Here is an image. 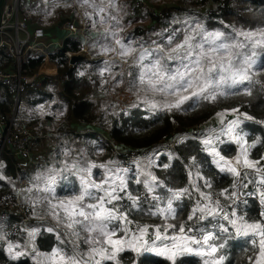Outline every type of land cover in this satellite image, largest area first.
I'll list each match as a JSON object with an SVG mask.
<instances>
[{"label":"snow or ice","instance_id":"obj_1","mask_svg":"<svg viewBox=\"0 0 264 264\" xmlns=\"http://www.w3.org/2000/svg\"><path fill=\"white\" fill-rule=\"evenodd\" d=\"M81 3L93 10L85 11L86 16L99 15L101 23L113 22L101 34L105 41L100 45L101 51H116L107 43L111 37L119 45V56L132 58V67L136 71L128 72L129 91H134L137 100L143 101L152 111L187 110L186 104L190 108L202 101L214 103L229 96L251 97L255 85H260V92L264 94V81L258 78L264 73V26L249 29L233 27L231 33H225L208 31L197 23L184 29L182 39L178 40L179 30H173L167 37L166 45H157L155 49L141 46L138 51L131 42L125 43L117 38L119 20L114 10L119 5L115 0H108L107 4L103 0H81ZM111 71L112 67L106 61L100 72ZM157 95L164 99L157 100ZM40 107L43 109L42 105ZM227 112L238 115L227 121V126H222L218 133L205 139L203 144L213 157L219 173L233 177L228 188L214 193L212 179L199 169L193 173L192 168L188 169V184L184 187L169 186L151 171L144 172L141 180V166L137 162L135 183L142 184L144 191L134 195L129 187L130 170L116 166V162L97 164L84 157L71 162L65 159L60 166L52 164L38 170L29 179L30 187L24 190L33 215H37L39 206L43 214L55 222L46 231L56 234L58 244L48 252H41L36 245L40 233L38 227L24 229L27 234L25 244L13 242L0 231V241H4L9 257L16 259L30 254L35 264H120L119 254L126 249L137 253L143 249L156 252L171 264H176L177 255L186 253L201 257L202 264H231L222 250L227 239L231 238L230 233L234 232L235 238H245L252 245L253 255L247 258L248 264H264V164H261L264 156L259 160L249 157V149L255 148L258 143L264 144V141L257 138L249 144L245 138L247 134L240 125L244 120L255 118L247 112L239 113L238 107L217 113L221 125L225 124L224 115ZM260 123L264 124V121ZM222 136L239 146L234 158L222 155L216 148V143L223 142ZM70 151L65 148L63 155L68 157ZM151 163L149 160V167ZM163 167L167 169L169 165L164 164ZM96 168L103 170V179L94 178L93 169ZM249 169L259 179L255 181L256 191H249L246 195L258 197L262 219L249 220L246 213L239 211L240 205H247L248 202L240 199L238 185L248 188L254 183L252 180L240 183L239 178H247ZM68 175L75 176L78 184H72L67 194L60 197L57 185ZM187 203H191V208L186 221L179 224L170 222L176 220L178 212L185 210ZM133 212H146L164 223L140 224L131 218ZM68 243L71 244L70 252L65 247ZM29 244L30 253L26 251ZM81 244L87 247L82 249Z\"/></svg>","mask_w":264,"mask_h":264},{"label":"trees","instance_id":"obj_2","mask_svg":"<svg viewBox=\"0 0 264 264\" xmlns=\"http://www.w3.org/2000/svg\"><path fill=\"white\" fill-rule=\"evenodd\" d=\"M125 2L129 4L130 0H125ZM166 4L173 5L167 10L164 18H157L145 8L142 9L152 15V17L148 16L146 20H148V22L152 21V24L157 23L159 31L172 28L167 27L166 24L168 22L171 23L179 13L184 11L198 15L199 24L203 25L208 31L220 30L225 33H231L233 27L237 29H249L264 26V0H179L178 4L172 0V2ZM131 10L129 6L127 11L129 15H131ZM87 19L88 17L85 19V30L88 28ZM175 24V22L171 23V26ZM134 30H136L137 37L144 34V30H142L140 25L135 27ZM167 30L169 31L170 29ZM165 34H167V32ZM82 48V40L79 39L78 36H70L64 40L62 47L49 54V58L57 65V74L55 77L62 86L63 95H66V97L71 95L69 99L71 100V108L74 114L84 106H88V104L92 107L91 101H87L85 98H82L83 100H78L75 97V91L76 86L79 87L83 79V75H80L81 70H78L77 66H83L85 62L92 64L95 61H79L74 66H69V57L65 53L66 51L78 52ZM13 61L15 60L11 55L4 52L0 53V66L2 68L8 67V64L13 63ZM132 62L133 61L127 64L131 66ZM41 63H44V53L28 50L21 60V71L23 73H33ZM125 69L128 71V68ZM258 78L264 81V73H261ZM46 79H48V77H46ZM46 79L41 81L42 85L39 88L25 85L21 91V96L33 103L35 97L45 95L46 91L43 82ZM0 96L2 97L0 100V109L10 117L13 108V93L9 88L5 87L0 93ZM69 106L68 102V107ZM233 107H238L239 113L247 112L255 118L254 120H244L243 116H241L244 122L240 127L243 132L247 134L245 138L248 140L249 144L257 138L264 141V124L260 123V121H264V94L260 92V85L254 86L253 95L251 97L244 95L229 96L214 103L202 101L200 104L190 108L187 107L186 104L185 108L187 110H173L172 112L161 109L149 111L140 107H131L123 109L117 117H112L111 115L106 116L104 122H110L111 127L107 133L108 137L113 141L116 140L115 142L117 146L122 149L121 151L128 150L132 147H152L156 145L161 138L163 139L171 133L172 135L180 132L191 133V136L181 139L174 148L159 155L158 161L152 168L153 174L164 180L169 186L184 187L188 184V169L194 168L193 165L195 164V167L198 166L199 170L205 176L212 179V189L220 191L221 188H228L230 186L233 177L219 173L216 165L213 163V157L205 150L203 142L198 138H200L202 130L208 125L207 123H210V128L217 130V124L220 123V118L217 117V113L223 112L226 108ZM87 112L88 110L85 109V113ZM232 114L238 115V113ZM230 115L225 114L224 121H228L231 118ZM31 119L32 117L30 116L28 120H25V114L16 112L13 119V127L17 129L19 127H15V125H33L34 121H31ZM101 122L103 121L101 120ZM221 140H223L222 143L218 145L216 143V147H218L221 154L225 156L235 154L236 144L230 141L226 136H222ZM96 148H103V150L110 152L113 150L112 147ZM169 151L171 152L170 156L167 154ZM87 152L91 154L90 151ZM261 156H264V144L258 143L255 148L249 149L250 159L259 160ZM113 157L114 155H110L107 158L111 159ZM103 158L106 159V157ZM193 158H195V160H193ZM164 164H168L169 167L165 169L163 167ZM261 164H264V161H261ZM0 165L5 174L14 173L16 167L15 157L11 155L6 148L3 149L0 154ZM221 177H223V179H221ZM193 179H195V177H193ZM200 183L203 184V181H200ZM0 185V194L11 193L6 183L0 180ZM129 187L134 195H138L141 190H144L142 184L137 185L135 183L134 178L129 183ZM203 190L208 191V189ZM247 202V205H240L239 211L241 214L246 213V218L249 220L262 219L257 203L254 200H249ZM145 208H147V205H145ZM190 208L191 204L187 203L185 210L183 212H178L176 220L170 222L179 224L182 221H186V216ZM132 217L146 221L149 225L163 223L160 218L149 216L146 212H133ZM9 224L10 222L6 220L3 226L6 225L5 227H7ZM230 237L231 238L227 239L222 254L228 258V261H231V264H248L247 258L253 255L250 241L245 238H235L234 232L230 233ZM57 244V237L54 233L40 230L36 240L37 248L40 251L48 252L52 246ZM81 248H83V244H81ZM119 261L122 264H171V261L167 260L165 257L159 256L156 252L141 250L137 253L131 249H126L124 252L120 253ZM0 264L35 263L26 256L19 257L18 259H11L5 253L1 245ZM176 264H202V258L190 253L177 255Z\"/></svg>","mask_w":264,"mask_h":264},{"label":"crops","instance_id":"obj_3","mask_svg":"<svg viewBox=\"0 0 264 264\" xmlns=\"http://www.w3.org/2000/svg\"><path fill=\"white\" fill-rule=\"evenodd\" d=\"M103 2L107 4L108 0H103ZM115 2L116 4L119 5V8L117 10H114V14L117 16V19L119 20L117 38H120L122 29H124L126 25V21L129 19V16L134 15L135 7L133 6L132 1L129 4L126 3L125 0H115ZM162 5H167V4L160 3L158 6H162ZM129 6L132 9V15H129L127 12ZM0 7H1V0H0ZM133 7H134V12H133ZM85 11L92 12L93 10L91 8H85V6L82 7L81 0H56V2L53 0H20L19 16L26 20L31 32L33 30L37 31V37L38 40L40 41L39 48L44 49V63L45 62L50 63L49 67H52L50 68L51 71L47 69H43L42 65L44 63H41L38 66V68L35 71H33L39 73L41 81L43 79H46V77H48V79L44 80L43 82L44 89L46 91L45 95L43 96L39 95L35 97L33 100L34 101L33 103L39 106L38 107L40 108L39 111H35L34 113L31 112V110L29 111V113L22 112L18 108L19 101L21 100L20 97L22 96L20 95L17 102L13 98V108L11 114L15 116L16 112L22 113L25 114V120H28L29 117L31 116L32 117L31 121H34L33 123V125H35L34 127L31 124L21 125V126L15 125V127H19V128L29 127V129L35 134V137L31 140V144H30L31 158L29 160L15 158L16 167L13 174H8V175L5 174L4 170L1 169V165H0V180L9 186L11 192H13L21 200L27 203L29 202L27 201V198L24 195V190L30 187L29 179L32 176H34L38 170H42L43 168L50 166L52 164H56L57 166H60L61 161L65 159H68L69 162H71V160L73 159H79L80 157H84L85 159L92 160L97 164L107 163L108 161H114L116 162V166L119 167L118 154L122 149L118 147L117 144H112L107 134L108 131L106 132L103 131L97 124L91 125L92 123L88 122L85 119L77 120L74 116L75 114L72 111L71 106L67 107L66 113H63L64 115L67 114V119H68L67 120L68 125H65L64 122L65 117L58 120L59 115L54 117L52 114L45 111L43 105V102L47 101L50 98V96L55 95L57 93V90L59 94L63 95V91L61 88L62 86L58 87L59 81L55 77L57 74V65L54 61H52L49 58V54L57 51L60 47H62L63 42L67 37L78 36V38L81 39L83 42V48L77 53L80 52L84 56V59L79 61H85L87 60L85 57L86 52L88 53V55H91L94 52H98L101 50L100 45L105 43V41L101 38V34L104 32L105 29L110 28L113 22L109 21L106 23H101L99 19V15H94L90 18L85 15ZM142 14L147 16L141 17ZM148 16L152 17V15H150L147 12H143V13L140 12V18L146 19ZM86 17H88V19L86 20L88 23L87 26L88 28L85 30ZM68 18H70V21H67ZM75 18H78L79 22L83 24V27H81L82 30L79 31L70 30L69 23H72L71 21ZM64 19L65 22L63 21ZM94 21H95V27H93ZM146 22H147L146 26L149 27L150 29H152L155 26V24H152L153 23L152 21L148 22V20H146ZM144 27L145 25H143V29ZM158 27L159 26L156 25L155 28ZM167 29L170 28H166L161 31L165 32V30ZM172 29L173 28H171L170 30ZM10 33L14 34L13 30H11ZM94 41H96V43H94ZM107 43H109L112 47L113 45H115V42L114 40L111 39V37L108 38ZM139 49L140 48H138L137 50L139 51ZM35 51H39V50H35ZM1 52L11 55L10 51L6 49H3L2 51H0V53ZM68 52L72 54L75 53L71 51ZM108 58L113 59L114 61L115 54L108 56ZM113 61L111 63H113ZM77 62H75L74 64H69L68 61V64L69 66H74ZM5 68L13 70L15 68V61H13V63L11 64H8V67ZM82 68L83 67L80 65L77 66L78 70ZM4 88L5 87H3V89ZM1 98L2 97L0 96V100ZM70 103L71 100L69 102V105ZM41 105L43 106V109H41L40 107ZM41 129H45V131L42 132ZM53 135H60L64 138L61 139L57 137H52ZM78 138L80 139L78 140ZM82 140L84 142L83 144L87 145L86 147L87 155L81 152L82 147H85L81 145ZM106 140L107 142H109L108 144L112 147V149L115 150L114 153L113 150L110 154L102 153L101 150H103V148L94 147L97 146V144H99L100 142L104 144ZM65 148H69L71 150L68 157H65L63 155V150ZM78 149L79 151L77 152ZM87 151H90L91 154H89V152ZM110 155H114V157L111 159L103 158V157H109ZM93 173L95 179L97 180L103 179L102 169L99 168L93 169ZM72 184H78L76 177L73 175H68L66 179L59 181L56 189L57 195L60 197L65 196L67 194V189ZM32 216H33V221L36 223V225H34L33 227H38L40 228V230L46 231L47 227L54 225V222L49 220L50 217L43 214L39 206H37V215H33L32 213ZM43 222L47 223L48 226L47 227L43 226L42 225ZM4 223H6V221H0V225L2 226L3 232L5 231L6 228L5 227L6 225L3 226ZM60 231L63 232L64 229L61 227ZM63 239L67 240L68 238L63 237ZM12 241L14 242V240ZM1 242L5 245L4 241ZM1 242H0V246L2 245L3 249L5 250L6 245L3 246ZM26 242H27V234L25 232L24 237L21 240V244H25ZM65 247L66 250H68L69 252L71 251L70 243L65 245ZM86 247H87L86 245H83V248ZM20 250L25 251L24 248H21ZM26 251L28 253L31 252L30 244L28 245ZM5 253L7 254L6 250ZM27 256L30 257L31 255L26 254V257ZM31 261L34 262L33 260Z\"/></svg>","mask_w":264,"mask_h":264},{"label":"rangeland","instance_id":"obj_4","mask_svg":"<svg viewBox=\"0 0 264 264\" xmlns=\"http://www.w3.org/2000/svg\"><path fill=\"white\" fill-rule=\"evenodd\" d=\"M53 1L56 2V0H53ZM131 1H132L133 6L135 7V12H134V7H133V12H134L133 16L134 17L130 16V18L126 21V25H125L124 29H122L121 36L118 39L123 40L125 43L131 42L132 46L136 49H138L144 45H149V46H145L144 48H150V49H155L157 45H166L167 44V37L169 34H171L173 32V30H179L177 33L178 40L182 39L183 35H184V29L186 27H188V25L195 26L197 23L199 24V19L197 18L198 15L190 14V13H187L186 11H184V12L179 13L178 16L174 20L171 21V23H174V22L176 23L174 26H171L170 22H168L166 24L167 27H172L173 28L172 30H169V31L165 30V32L159 31L158 28H155L157 24H155V26L152 29H150L149 27L146 26L147 25L146 19L140 18V12L143 13L146 11L142 10L143 8H137L136 5L134 4V1L130 0V2ZM173 1H175V3L178 4L179 0H173ZM146 2L150 5H153L156 8L163 7L166 10H169V8L171 7L170 5H172V4H169V5L167 4V5L158 6L160 3L166 4V3L172 2V0H146ZM82 7H84V6L82 5ZM131 15H132V10H131ZM144 16H147V15H144V14L141 15V17H144ZM162 18H164V16ZM185 22H187V23H185ZM138 25L141 26L142 30L146 31L140 37L136 36V30H134V28L137 27ZM143 25H145L144 29H143ZM166 32H167V34H165ZM178 40H177V42H178ZM153 42H155V43H153ZM113 47L116 49V51H114V52L104 53V52H101V50H100L98 52L92 53L91 55H88L87 52L86 53L84 52L85 57L88 61L91 60V61H95V62L92 64H90L89 62L83 63V66H82L83 68L80 69L81 73H83V79L81 81L82 84L79 87L76 86V91H75V97L78 100H83L82 98H85L87 101H91V104H92V107L88 104V106H84L81 110H79L74 115L75 118L77 120L85 119L92 124H97L105 132L109 131V129L111 127L110 122H104L106 116L111 115L112 117H117V116H119V114L121 113V111L123 109L131 108V107H133L132 105H135V107H140V108H143L145 110L152 111L148 107L145 106L143 101L137 100V98H136L137 94L134 91H129L128 72L129 71H133V72L136 71V69L134 67H132L133 62L131 63V66L129 64H127L128 62L133 61L132 58H121L119 56V45L115 44V45H113ZM81 52H83V51H81ZM75 53H77V52H75ZM70 54H72V53H70ZM112 54H115L114 61H113V59L108 58V56H110ZM106 61L108 62L109 66L112 67V71H111V73L104 72L103 74H101L100 69L105 67ZM112 61H113V63H111ZM49 66H50V63H47V62H45L42 65L43 69H47V70H50V68H52ZM125 68H128V71H126ZM121 74H123V75H121ZM113 77H116V80H113ZM60 86L61 85L59 83L58 87H60ZM140 95H143V93H140ZM69 97H71V95L66 97V95L59 94L58 90H57V93L55 95L50 96V98L47 101L43 102L44 109L46 112L52 114L54 117L59 115L58 120L65 117V120H64L65 125H68L67 124L68 119H67V114L64 115L63 113H66V111H67V107H68L67 101L69 100V102H70ZM20 98H21V100L19 101V105H18V108L20 109V111H22L24 113H29L30 110L33 113L35 111H39L40 108H38L39 107L38 105H35L34 103H31L30 101H27L25 97H23V98L20 97ZM155 98L157 100L164 99V97L159 96V95H157ZM70 106H71V103H70ZM85 109L88 110L87 113H85ZM102 113H104V114H102ZM225 114H228V115L231 114L230 115L231 118L229 120L235 119L237 116L236 114L234 115L232 113H225ZM78 116H80V117H78ZM101 120L103 122H101ZM226 122L227 121H225L224 125H221V122L218 123L217 124L218 127H216L217 130H214V131L212 128L209 127L210 123H207L208 125L205 127V129L202 130L201 136L198 139L203 142L205 139L210 138V136L219 132V130L222 126L226 127L227 126ZM61 125H59V126H61ZM32 126L34 127L35 125H32ZM41 131L43 132V131H45V129H41ZM67 136H65V137H67ZM52 137H57V138H61V139L64 138L60 135H53ZM195 137H197V136H195ZM79 139L80 138H78V140ZM160 140L158 142H160ZM110 141L112 142V144H117L115 142L116 140L113 141L110 139ZM162 141H164V138ZM83 143L84 142L82 140L81 145L85 146V147H82L83 153L85 155H87L86 154L87 145H85ZM108 143L109 142H107V140H106V142H104V144H102V142H100L99 144H97V146H94V147H111ZM218 144H219V142L217 143V145ZM134 148L135 147H132L130 149H134ZM216 148L218 149V147H216ZM78 151H79V149L77 150V152ZM238 151H239V146L236 145L235 154L229 155L227 157L234 158L237 155ZM101 152L102 153H108V154L111 153L110 151H107V150H101ZM114 152H115V150L113 149V153ZM121 152L122 151L119 152V154H118L119 156L121 155ZM170 153H171L170 151L167 152L168 156H170ZM159 155H161V154H159ZM159 155L149 156V157L145 158L142 163H140V166H141L140 179L141 180L144 178V176H143L144 172H147V171L153 172L152 168H153L154 164L158 161ZM149 160H151V162H152L151 167H149ZM119 167H122V166L119 164ZM122 168H125V167H122ZM128 169L130 170L128 173L129 183H130L131 180L133 178L135 180V178L138 175L137 165H130V167ZM197 169H199L198 166L192 168V171H194V173H195V171ZM204 191H206V190H204ZM212 191H216V190L212 189ZM193 198H195V194L193 195ZM133 219L138 221L140 224H149L146 221H142V220L135 219V218H133ZM49 220L53 221L51 218H49ZM0 231H2L1 225H0ZM4 233H5V231H4ZM24 233L25 232H23L22 234H20L19 236H16V237H11V238L8 237V239L14 240V242L18 241L21 243V240L24 237ZM3 246H5V245L3 244ZM141 250H143V249H141ZM22 256H26V255H22ZM22 256H20V257H22ZM18 258H16V259H18ZM27 258L33 260L32 256H30V257L27 256ZM120 264H122V263H120Z\"/></svg>","mask_w":264,"mask_h":264},{"label":"built area","instance_id":"obj_5","mask_svg":"<svg viewBox=\"0 0 264 264\" xmlns=\"http://www.w3.org/2000/svg\"><path fill=\"white\" fill-rule=\"evenodd\" d=\"M137 8H145L149 13L157 18H162L167 10L163 8H156L146 2V0H133ZM20 0H1L0 7V51L6 49L10 51L12 57L15 59V68L13 70L2 68L0 66V93L3 91V87L9 88L13 93V98L17 102L23 87L28 85L29 87H40L41 79L39 73H23L21 71V60L28 50H39L37 52L44 53V49L39 48L40 41L37 37V31H30L25 19L19 16ZM83 27V26H82ZM71 31L82 30L81 27L75 26L69 23ZM13 30L14 34L10 31ZM23 33V34H22ZM68 56L70 53L65 52ZM14 116L8 117L0 109V154L3 149L13 155L15 158H21L29 160L31 158V140L35 137V134L27 127L14 128L13 127ZM191 136V133L180 132L173 134L169 139L160 140L153 147L134 148L121 152L119 156V164L122 167L129 168L130 165H137V162H143V160L152 155H159L174 148L181 139ZM249 175L247 178L240 177V183H247L248 180L254 181L253 184H249L248 188H243L240 185L237 187V191L241 194L240 199L254 200L261 211V206L257 196H248L246 193L249 191L255 192V181L259 179V176L254 173L253 170H247ZM144 190H141L138 195L142 194ZM214 193L219 191H213ZM223 199V198H221ZM195 198H193L194 202ZM31 205L21 200L13 192L0 194V221H9L10 224L5 228V234L7 237H16L22 234L25 228L33 227L36 223L33 221ZM132 218V216H131ZM133 219V218H132ZM47 227V223H42Z\"/></svg>","mask_w":264,"mask_h":264},{"label":"water","instance_id":"obj_6","mask_svg":"<svg viewBox=\"0 0 264 264\" xmlns=\"http://www.w3.org/2000/svg\"><path fill=\"white\" fill-rule=\"evenodd\" d=\"M65 22V19L63 20ZM67 21H70V18L67 19ZM62 22V21H61ZM72 24L78 27H82L83 24L79 22L78 18L73 19ZM84 59V56L81 53H73L72 55L69 56V63L74 64L75 62ZM172 136V133L165 136L164 139L167 140Z\"/></svg>","mask_w":264,"mask_h":264},{"label":"bare ground","instance_id":"obj_7","mask_svg":"<svg viewBox=\"0 0 264 264\" xmlns=\"http://www.w3.org/2000/svg\"><path fill=\"white\" fill-rule=\"evenodd\" d=\"M135 4V3H134ZM153 6V5H152ZM51 71V70H50ZM49 76V75H48ZM119 162V161H118ZM118 165H119V163H118ZM32 208V207H31Z\"/></svg>","mask_w":264,"mask_h":264}]
</instances>
